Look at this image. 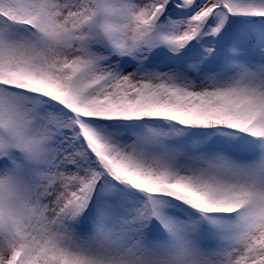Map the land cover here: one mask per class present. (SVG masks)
Wrapping results in <instances>:
<instances>
[{"label": "snow or ice", "instance_id": "1", "mask_svg": "<svg viewBox=\"0 0 264 264\" xmlns=\"http://www.w3.org/2000/svg\"><path fill=\"white\" fill-rule=\"evenodd\" d=\"M0 264H264V0H0Z\"/></svg>", "mask_w": 264, "mask_h": 264}]
</instances>
